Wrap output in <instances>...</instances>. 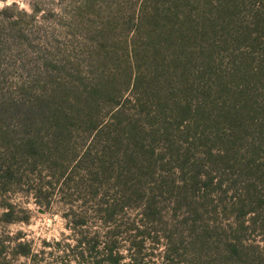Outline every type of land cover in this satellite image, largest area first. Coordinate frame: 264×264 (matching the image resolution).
I'll return each instance as SVG.
<instances>
[{
	"label": "rangeland",
	"instance_id": "1",
	"mask_svg": "<svg viewBox=\"0 0 264 264\" xmlns=\"http://www.w3.org/2000/svg\"><path fill=\"white\" fill-rule=\"evenodd\" d=\"M229 1L0 0V117L9 112L27 113L34 104L41 105L40 111L79 113L76 119L92 117L93 128L89 124L74 128L70 143L79 154L99 130L115 131L124 125L158 137L138 143L147 151H141L135 142H125L131 153L142 154V161L158 157L159 164H165L174 148L180 152L187 148L208 186L212 180L201 218L191 217L193 213L187 216L185 207L178 213L179 218H189L185 225H193V233L198 235L200 245L196 242L192 259H215L212 242L219 238L204 237L207 232L201 234V228L216 230L221 226L218 233L222 239L225 234L229 242L236 239L232 264H264V150L257 145L260 156L247 155L258 129L245 124L242 131L247 147L233 151L226 147L234 135L225 124L218 123L212 131L202 129L171 102L159 101V93L162 97L164 92L149 83L155 61L172 54L175 45L179 56L199 51L198 42L187 40L189 29L197 19L211 17L218 4L228 5ZM243 13H248V6ZM223 53L227 59L228 52ZM161 73L164 75V69ZM94 87L99 91L91 90ZM215 117H219L217 112ZM16 123L12 119L9 125L13 128ZM1 145L0 264H77L72 257L66 260L61 256L66 243H73L65 214L70 207L80 209L81 199L74 191L71 198H64L56 182L63 178L56 177L59 173L53 175L44 163L28 170ZM8 164L13 175L7 173ZM68 165L74 168L73 162ZM161 173L152 172L156 178ZM191 195L200 192L195 189ZM195 197L192 206L196 207L202 199ZM128 213L132 215L131 210ZM87 226L103 233L99 222ZM184 236L189 237V232ZM58 240L61 244L55 246ZM125 245L119 252L128 255ZM41 251L42 255H36ZM182 257L188 259L190 254Z\"/></svg>",
	"mask_w": 264,
	"mask_h": 264
},
{
	"label": "trees",
	"instance_id": "2",
	"mask_svg": "<svg viewBox=\"0 0 264 264\" xmlns=\"http://www.w3.org/2000/svg\"><path fill=\"white\" fill-rule=\"evenodd\" d=\"M246 6L247 14L243 13ZM189 32L187 40L202 46L198 52L179 56L175 45L172 54L155 61L149 83L159 85L164 92L162 97L159 93V101L171 102L178 112L187 114L188 120L196 121L207 131L214 130L218 123L225 124L234 135L226 147L233 151L247 147L243 126H254L257 135L250 140L247 155L260 156L257 145L264 150V0L218 4L211 17H203L200 22L197 19ZM224 51L228 52L227 59ZM152 69L151 65L149 71ZM98 88L91 90L98 92ZM216 97L219 101H215ZM34 105L27 113L9 112L0 117V143L14 161L21 159L28 170L44 163L53 175L57 172L60 175L56 177L63 176L56 182L65 199L74 192L81 199L80 209L70 207L65 214L73 243H66L62 258L72 257L77 264L233 263L230 258L235 255L236 239L232 237L234 241L229 242L227 234L222 239L218 233L221 226L216 230L201 228V234L207 232L204 237L219 238L212 242L215 259H192L193 251L197 252L196 242L200 245L198 235H194L193 225H185L189 218H179L178 213L185 207L187 216L193 213L191 217L201 218L209 202L212 180L208 186L200 165L192 161L187 148L181 152L173 149L165 161L167 169L164 163L159 164L158 157L142 161V154L131 153L125 142H135L141 151H147L145 145L138 143L158 137L145 135L137 126L124 125L115 131L99 130L91 145L79 154L70 143L74 128L76 124L93 128L92 117L82 115L76 119L79 113L43 108L40 111L41 105ZM12 119L17 122L13 128L9 125ZM69 161L74 168L70 169ZM5 167L8 174H14L10 164ZM159 170L163 173L156 178L152 172ZM150 177L153 178L148 181ZM195 189L200 192L196 197L191 195ZM193 197L201 198L202 203L192 206ZM96 222L102 226V234L87 229L88 224ZM186 231L189 237L184 236ZM234 232L237 236L238 228ZM60 244V240L54 242L55 246ZM122 244H126L128 255L119 252ZM22 252H27V248ZM187 254L190 258L182 257ZM125 256L128 261H123Z\"/></svg>",
	"mask_w": 264,
	"mask_h": 264
},
{
	"label": "clouds",
	"instance_id": "3",
	"mask_svg": "<svg viewBox=\"0 0 264 264\" xmlns=\"http://www.w3.org/2000/svg\"><path fill=\"white\" fill-rule=\"evenodd\" d=\"M3 5H0V7H2Z\"/></svg>",
	"mask_w": 264,
	"mask_h": 264
}]
</instances>
